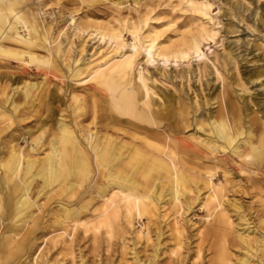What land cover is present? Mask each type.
I'll list each match as a JSON object with an SVG mask.
<instances>
[{
  "label": "rangeland",
  "instance_id": "374dc122",
  "mask_svg": "<svg viewBox=\"0 0 264 264\" xmlns=\"http://www.w3.org/2000/svg\"><path fill=\"white\" fill-rule=\"evenodd\" d=\"M205 1L211 7V20L197 18L196 13L176 5V0H19L25 12L32 11L38 30L47 37L45 46L49 51L38 46L37 59L24 65L15 59H0V106L5 109L0 116V156L10 143L26 153L38 136L41 140L50 138L58 119L65 120L69 126L81 122L83 131L78 132L79 139L86 143L84 136L93 135L97 126L86 110H91L95 101L100 109L98 113L104 112L99 89L88 73L104 58L130 54L135 45L138 51L130 80L137 95L143 96L139 104L147 99L154 112H169L177 130L168 133L164 117L160 120L161 128L155 125L153 128L168 142L172 138L177 143L188 144L183 151L176 149L177 155L197 172L184 170L190 191L180 197L182 205L176 206L165 197L151 220L146 215L135 214L131 223L126 224L120 216L123 230L109 239L103 226L94 236L93 229L84 232L79 225L95 217L103 199L92 187L102 192L96 175L89 176L72 199L59 195L80 212L81 220L76 228L71 221L56 223L60 203L47 200L46 189L35 193L40 183L36 179L30 195L35 203L23 225L25 230L27 225L38 224L33 230L36 250L33 259L24 255L18 264H100L104 259L112 264H135L134 256L150 253L159 254V264H213L217 238L211 217L202 207L213 189L222 195L221 205L231 216L234 228H247L252 237L260 232L264 234L259 226L264 215V163L251 166L249 158L243 159L223 142V145L217 143L219 147L212 153L199 143L214 138L205 126L209 120L223 117L230 126L237 114L238 125L250 129L253 138L261 134L264 140V0ZM144 14L150 19L141 32L161 30V42L166 43L169 36L176 39L178 31L194 29L200 23L213 28L215 35L201 45L202 55L163 63L159 59L146 61L141 44L126 31L122 32V46L116 49L107 36L101 39L91 28L98 23L116 26L117 22L134 21ZM18 31L23 38L28 37L21 26ZM6 43L15 44L7 39ZM55 48L61 54L55 53ZM48 57L55 61L56 67L45 62ZM77 69L80 71L75 74ZM139 76L146 84L147 96ZM23 84L33 86L29 96H23ZM74 96L85 104L80 117L73 113ZM99 118L102 122V117ZM42 126L46 133H40ZM116 126L126 125L118 122ZM245 148L247 145L241 150ZM46 151L47 147L40 157ZM205 172H211L212 176L208 179ZM162 182L168 184L167 179ZM85 190L91 194L74 200ZM239 211L245 214L243 221L238 218ZM97 220L93 219V223ZM176 228L181 231L183 241L179 257L170 252ZM234 228L227 237L230 241L236 240ZM238 247H230L234 259L239 256Z\"/></svg>",
  "mask_w": 264,
  "mask_h": 264
},
{
  "label": "bare ground",
  "instance_id": "6f19581e",
  "mask_svg": "<svg viewBox=\"0 0 264 264\" xmlns=\"http://www.w3.org/2000/svg\"><path fill=\"white\" fill-rule=\"evenodd\" d=\"M176 5L196 13L197 18L212 19L210 4L205 0H176ZM21 8L19 0H0V59L11 58L24 65L37 59L35 50L38 46L46 48L47 37L38 30L32 11L25 12ZM148 19L150 17L144 14L134 21L117 22L116 26L98 23L91 28L101 39L107 36V40L109 39L116 49L122 46V32L126 31L141 44L146 61L159 59L163 63L189 60L193 56L202 55L201 45L213 39L215 35L213 28L200 23L194 29L178 31L175 34L178 36L176 39L169 36L165 43L159 40L161 30L150 29L141 32ZM19 26L28 34L27 38L20 35ZM6 39L14 41L15 44L8 45ZM132 47L134 50L130 54L104 58L88 73L90 80L99 89L98 94L104 102L101 109L104 112L98 113L100 109L95 101L91 103V110H86L91 115V122L97 124L93 135L84 136L86 143L83 144L79 139L81 122L69 126L65 120L58 119L55 120L56 128L50 132V138L41 140L38 136L34 143L28 146L26 153L16 144L10 143L5 153L0 156V264H18L24 255L30 260L34 257L36 238L33 230L38 224L34 222L32 226L27 225L25 230L23 225L31 216L29 209L35 203L30 200L31 186L38 178L40 183L37 184L39 188L35 193L39 194L46 189L45 198L60 203V217L56 223L60 225L63 221H71L76 228L81 220L80 212L59 195L72 199L70 197L78 187L82 186L89 176L96 175L101 182L102 192L96 186L92 187L95 193L103 198L93 218L98 220L95 223L93 219L83 221L79 225L83 227L84 232L93 229L94 236L99 227L103 226L108 239L113 238L116 233L121 234L124 225L119 219L120 216L126 224L131 223V217L135 214L146 215L151 220L157 211V205H160L165 197L166 201L172 200L176 206L182 205L180 197L190 191L186 185L184 170H192L195 173L197 171L195 167L185 165L177 155V150L183 151L188 144L177 143L172 138L168 142L158 134V129L153 128L154 125L160 126V120L164 117L168 125L164 126L165 130L167 129L168 133L173 129L177 130L169 112H154L147 99L139 104L143 96L137 95L130 80L138 51V47ZM46 50L49 51V48ZM54 52L61 54L59 48H55ZM45 62H51V66L56 67L55 61L49 57ZM79 71L80 69H77L75 74ZM138 80L142 81L144 95L147 96L144 80L140 76ZM32 89V85L23 84V96H29ZM74 97L73 113L75 117H80L83 115L85 104L82 99ZM4 111L0 106V116L4 115ZM99 117H102V122ZM118 122H123L126 126H116ZM205 126L209 127L214 138L199 140V143L209 152L217 150V143L223 145V142L231 146L232 152L239 153L243 159L249 158L248 164L251 166L259 167L264 163L263 136L260 134L253 138L250 129H243L238 125V114L230 126L223 117L209 120ZM46 132L42 126L40 133ZM243 145H247L244 151ZM45 147L47 151L40 157L39 154L43 153ZM204 175L208 179L212 176L211 172H205ZM162 179H167L166 186L162 184ZM108 189L116 190L105 194L103 191ZM78 194L74 200H81L91 192L85 190ZM221 196L213 189L202 204L206 215L211 217L217 238L213 264H264V234L260 232L256 237H252L247 228H234L231 216L221 205ZM37 207L39 209L43 206ZM237 209H240V206H237ZM244 217L245 214L239 211L238 218L243 221ZM259 226L264 229V215L260 217ZM232 228L236 236L235 241L227 239ZM174 236L170 252L179 257L183 245L181 231L176 228ZM235 245H239L240 253L234 259L230 247ZM158 257L157 253L134 256V263L159 264ZM100 264L112 263L104 259Z\"/></svg>",
  "mask_w": 264,
  "mask_h": 264
}]
</instances>
